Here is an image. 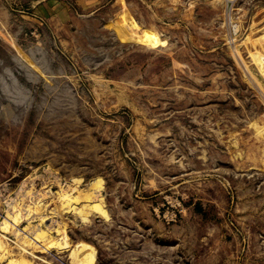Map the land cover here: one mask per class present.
I'll list each match as a JSON object with an SVG mask.
<instances>
[{"label":"rangeland","instance_id":"374dc122","mask_svg":"<svg viewBox=\"0 0 264 264\" xmlns=\"http://www.w3.org/2000/svg\"><path fill=\"white\" fill-rule=\"evenodd\" d=\"M0 77V222L67 236L32 264H264V0H0Z\"/></svg>","mask_w":264,"mask_h":264},{"label":"bare ground","instance_id":"6f19581e","mask_svg":"<svg viewBox=\"0 0 264 264\" xmlns=\"http://www.w3.org/2000/svg\"><path fill=\"white\" fill-rule=\"evenodd\" d=\"M23 66H24V64H23ZM31 67H29V68L32 69ZM33 68H35V67L33 66ZM48 77L49 76H47L46 78L48 79ZM9 78H12V80L14 81V79L11 75ZM2 91L7 94L5 87L3 88ZM10 97H9V100L11 102H15L16 98L13 100L11 97V99H12L11 100ZM75 182H77V181H75ZM77 183H79V182H77ZM57 186H59V185H57ZM48 189H49V187H48ZM61 189H59V190H61ZM62 190H61V192L63 194L64 191H62ZM96 191L98 192V190H96ZM18 193H21V192H18ZM44 193H45V191H44ZM80 193H82V192H80ZM91 193L89 194V191H88L87 195L92 196V194H93V197L87 196L88 197L87 198V197H85L86 194L84 195V193H83V195H84L83 198L84 199L87 198L86 201H88V200L89 201H92V200L95 201L99 197V194L96 196V195H94L95 192L92 194ZM65 194H66V191H65ZM65 194L61 196V193H59L60 196L58 199L61 200V202L62 201L64 202V200H67V198L69 197L67 194L66 195ZM78 194H79V192L77 193V196H78ZM55 195H57V194H55ZM79 195H82V194H79ZM71 196H70V198H71ZM77 196H75V197H77ZM43 197H44V195L42 196V194L40 195V193L36 194V192L29 190L27 192H24V194L22 195V198L19 199L20 198L19 197L17 202L13 203V206L10 207L6 211V217H7L6 219H8V221L10 220L11 223L6 222L4 219H3L4 221L0 222V228H1V231H0V264H32V262L35 260L44 261L43 259L36 257L34 255V253L32 252V250L38 249L37 248L38 245H39V247L42 248V251H43V249L49 250L48 248H52L54 245L60 244L59 242L57 243V241H60V242L63 241L62 243L66 242L67 236L65 234V231L63 230V228L60 227V224H58V222L53 221V219H52L53 217H50V215H52V213H53L52 212L53 210L50 212V210L48 209L49 212L45 213L47 211L46 210V204L47 203L44 201ZM100 198H98V200ZM69 199H68V201H70L72 198L70 200ZM73 199L74 200H71V203H72V201L76 203V201L78 200V198H77V200H75V198H73ZM84 199H83V201H84ZM80 200H78V201H80ZM100 201L102 202V200H100ZM100 201H99V203H100ZM71 203L69 202V205ZM64 204H66V203H64ZM96 204H98V203H96ZM98 205L101 206V203ZM98 205H97V207H98ZM67 206H68V203H67ZM85 206L86 205L82 206L83 209L80 206L82 211L84 210V208L85 209L88 208L90 210L89 207L86 208ZM95 206H94L95 210L96 211L99 210L101 212L102 209L100 207L97 208ZM6 209H7V207H6ZM73 209H74V207H73ZM81 209H79V210H81ZM71 211H72V209H71ZM82 211H79V212H82ZM102 211L105 214L104 210H102ZM79 212H78V214H79ZM103 213H102V216L104 215ZM82 214L83 213H80V215H82ZM86 214L88 217V213H86ZM84 216H85V212H84ZM84 216L81 218V219H83L82 221L86 220V218ZM105 216H106V214L103 217H105ZM79 217H81V216H79ZM24 220L27 221V225L23 228H20L19 224L22 223ZM33 220H37L39 222L37 226L36 225L33 226V224L31 225V223H32L31 221H33ZM10 237H13L14 240H11ZM62 243L60 245H62ZM34 244L35 245L38 244L36 246V248L34 247L35 246ZM63 245L65 247V244H63ZM84 245L85 244H81V245L76 246L74 248L73 252L70 253V256H69V263L70 264H95V257L94 256L92 257L91 255H89L90 253L88 254L87 248H85ZM57 246H59V245H57ZM67 246H68V244H67ZM64 247H63V249H64ZM58 248H60V247H57V249Z\"/></svg>","mask_w":264,"mask_h":264},{"label":"crops","instance_id":"0c3cea01","mask_svg":"<svg viewBox=\"0 0 264 264\" xmlns=\"http://www.w3.org/2000/svg\"><path fill=\"white\" fill-rule=\"evenodd\" d=\"M39 7V6H38ZM37 7V8H38ZM40 8V7H39ZM42 10L44 13H46V15H54L55 14V10L53 7H51L50 5H48L47 3H45V5H42L41 6ZM40 10V9H39Z\"/></svg>","mask_w":264,"mask_h":264}]
</instances>
